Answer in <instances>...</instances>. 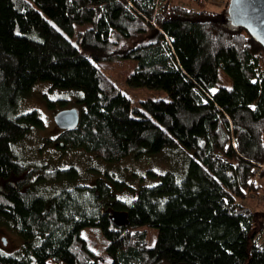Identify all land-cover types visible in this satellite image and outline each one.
Segmentation results:
<instances>
[{
	"label": "trees",
	"instance_id": "16d2710c",
	"mask_svg": "<svg viewBox=\"0 0 264 264\" xmlns=\"http://www.w3.org/2000/svg\"><path fill=\"white\" fill-rule=\"evenodd\" d=\"M156 1L0 0V224L24 242L19 255L0 253V264H99L82 235L90 229L100 230L110 264H264V213L239 203L264 190L252 183L264 164V47L234 25L231 0L223 13L208 10L210 0H192L199 10L171 0L159 10ZM116 59L137 62L130 87L170 100L134 105L99 67ZM39 82L80 91L85 106L49 147L114 164L181 146L193 155L186 176L166 175L131 204L102 180L48 201L36 175L73 183L78 173L31 171L14 152L30 128L43 129L37 112L14 117Z\"/></svg>",
	"mask_w": 264,
	"mask_h": 264
},
{
	"label": "rangeland",
	"instance_id": "374dc122",
	"mask_svg": "<svg viewBox=\"0 0 264 264\" xmlns=\"http://www.w3.org/2000/svg\"><path fill=\"white\" fill-rule=\"evenodd\" d=\"M27 1L31 2V0ZM171 2L173 5L199 10V8H195L196 4L192 0H171ZM156 4L160 10L165 1L157 0ZM227 4L228 0H210L206 8L217 13H223L225 7L228 6ZM129 44L125 46L132 45ZM99 67L134 105H139L144 100H170L169 94L164 90L129 86L128 78L137 67L136 61L116 59ZM220 77L223 86L232 88V80L224 72L220 73ZM80 97H82L80 91L62 90L55 88L49 82H39L35 84L27 96L19 101L14 112L16 118L37 112L43 122V129L30 128L25 136L14 145L16 156L29 170L43 169L47 172H53L74 168L78 173V178L73 183L68 181L43 183L38 180L40 175H36L33 184H36L38 192L42 196L50 198L47 199L48 201H51L55 195L61 194L64 189H73L78 186L94 187L99 180H102L111 188L119 200L131 204L137 199L143 188L160 185L166 175L174 176L177 182L184 179L193 155L181 146L164 149L158 155L130 156L114 164H108L85 151L64 149L63 145L49 147L48 140H56L62 133V130L55 123V116L64 110L85 111V106L79 104ZM50 103L55 106L51 107ZM114 181L123 183V188H118ZM261 184H264V179ZM249 196L250 198L245 197L239 203L251 210H259L264 213V197L260 199L251 196V194ZM82 235L91 243L92 249L98 256L99 264L112 262L106 252V242L100 230H84ZM149 235V247H153L157 238V230L150 229ZM258 242L264 244V235L259 238ZM23 245V240L14 234L9 226L0 224V253L8 256L19 255Z\"/></svg>",
	"mask_w": 264,
	"mask_h": 264
},
{
	"label": "water",
	"instance_id": "95a60500",
	"mask_svg": "<svg viewBox=\"0 0 264 264\" xmlns=\"http://www.w3.org/2000/svg\"><path fill=\"white\" fill-rule=\"evenodd\" d=\"M230 19L236 26H243L264 47V0H231ZM80 114L77 109L64 110L55 116L60 130L67 131L78 126ZM114 222L122 224L125 215L115 214Z\"/></svg>",
	"mask_w": 264,
	"mask_h": 264
},
{
	"label": "built area",
	"instance_id": "2783aa9c",
	"mask_svg": "<svg viewBox=\"0 0 264 264\" xmlns=\"http://www.w3.org/2000/svg\"><path fill=\"white\" fill-rule=\"evenodd\" d=\"M263 179H264V164H261L256 166L252 171V183L255 185H264L261 184ZM256 197L262 199V197H264V192H262L260 195H257Z\"/></svg>",
	"mask_w": 264,
	"mask_h": 264
}]
</instances>
